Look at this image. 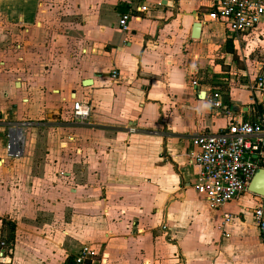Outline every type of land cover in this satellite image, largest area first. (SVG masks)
<instances>
[{
	"label": "crops",
	"instance_id": "crops-1",
	"mask_svg": "<svg viewBox=\"0 0 264 264\" xmlns=\"http://www.w3.org/2000/svg\"><path fill=\"white\" fill-rule=\"evenodd\" d=\"M128 1L0 0V16L30 34L55 16L68 19L62 32L77 48L49 69L45 58L26 63L28 112L43 110L47 122L43 136L24 141L20 160L6 156L0 124V243L12 251L0 264H62L84 244L102 248L101 264H264L254 217L261 195L246 191L212 207L189 159L198 134L258 118L264 92L250 85L264 64L255 78L246 64L239 73L227 43L238 55L243 40L264 33V21L232 38L208 20L210 0H145L146 11L123 30ZM195 80L222 91L232 115L210 108ZM77 101L91 107L88 119H74ZM252 158L264 168V136Z\"/></svg>",
	"mask_w": 264,
	"mask_h": 264
},
{
	"label": "built area",
	"instance_id": "built-area-1",
	"mask_svg": "<svg viewBox=\"0 0 264 264\" xmlns=\"http://www.w3.org/2000/svg\"><path fill=\"white\" fill-rule=\"evenodd\" d=\"M144 2L145 0L128 1L129 11L120 15L119 19L123 30L128 29V21L134 13L146 11ZM206 16L209 21L222 24L230 37H239L261 26L264 21V0H210ZM115 75L116 73L113 74L114 77ZM193 85L199 87V95L207 101L210 108L218 113L232 115V110L223 100L222 91L203 90L197 80L193 81ZM250 88L264 92V72L257 75ZM201 92L205 95H201ZM72 111L75 120L83 121L90 117L91 107L77 101L73 103ZM13 129L6 143V156L10 159L22 157L25 149L24 142L13 139ZM131 131L135 129L132 128ZM263 136L264 105L256 120L235 119L220 132H202L196 136L198 149L189 155L191 164L197 170L195 187L205 195L212 207L232 202L248 191L249 182L257 170L252 154L260 149ZM253 137H256L255 141L252 140ZM254 217L264 241V196H260ZM166 228L164 224L163 229ZM6 249L7 243L1 241L0 258L3 260L6 258ZM102 257L100 246L84 244L77 252L69 253L62 264H101Z\"/></svg>",
	"mask_w": 264,
	"mask_h": 264
},
{
	"label": "rangeland",
	"instance_id": "rangeland-1",
	"mask_svg": "<svg viewBox=\"0 0 264 264\" xmlns=\"http://www.w3.org/2000/svg\"><path fill=\"white\" fill-rule=\"evenodd\" d=\"M60 11H62L61 8H58V12ZM67 20L55 16L49 19L43 27L34 26L33 28L36 30L30 34L22 31L21 26L12 24L0 16V124L4 126L7 139L10 137L13 128L23 129L25 143L35 131L42 133V136L44 135L43 131L46 130L47 122L46 113L42 110L40 115L33 117L28 112L34 97L32 94H28L27 64L29 59L34 61L35 58H45L46 62L49 63L47 64L49 69L52 68L55 59L60 58L61 55L68 58L75 57L77 52L75 40H71L62 32V22ZM70 35L75 36V34ZM18 43L21 45L19 48ZM216 49V46L208 48L204 55L208 53V58L215 54ZM238 52L239 61L243 65V69L239 68V73H243L247 69L245 68L246 65H249L252 67L253 78H255L258 63L264 64V33H256L243 40ZM18 57L23 58L22 63H18ZM16 82L20 84L16 85ZM55 91L57 92V90ZM23 98H29V102H27L28 100L24 101ZM67 109L69 112L65 119L68 118L70 121L72 119L71 109ZM33 121L40 122V124H34ZM251 202L253 199L247 202L248 210H252Z\"/></svg>",
	"mask_w": 264,
	"mask_h": 264
},
{
	"label": "water",
	"instance_id": "water-1",
	"mask_svg": "<svg viewBox=\"0 0 264 264\" xmlns=\"http://www.w3.org/2000/svg\"><path fill=\"white\" fill-rule=\"evenodd\" d=\"M202 27V23L197 20L193 25V37H199V31ZM88 83V82H86ZM204 96L205 93L202 92ZM248 191L257 195L264 196V168H258L253 174L249 185L247 187Z\"/></svg>",
	"mask_w": 264,
	"mask_h": 264
},
{
	"label": "trees",
	"instance_id": "trees-1",
	"mask_svg": "<svg viewBox=\"0 0 264 264\" xmlns=\"http://www.w3.org/2000/svg\"><path fill=\"white\" fill-rule=\"evenodd\" d=\"M227 50L231 53H233L234 57L235 58H238V55H237V52H236V49L234 48V45L232 43V41H228L227 43ZM13 230V229H12ZM13 240V235L11 233V235L8 237V241L11 242ZM12 256V251L11 249L9 248V250L6 252V257H11Z\"/></svg>",
	"mask_w": 264,
	"mask_h": 264
},
{
	"label": "bare ground",
	"instance_id": "bare-ground-1",
	"mask_svg": "<svg viewBox=\"0 0 264 264\" xmlns=\"http://www.w3.org/2000/svg\"><path fill=\"white\" fill-rule=\"evenodd\" d=\"M12 137L17 142L23 143L24 139H25V134L21 129H13L12 130Z\"/></svg>",
	"mask_w": 264,
	"mask_h": 264
}]
</instances>
